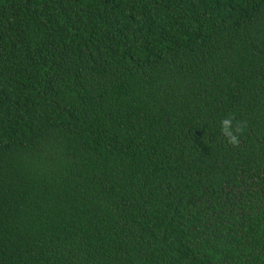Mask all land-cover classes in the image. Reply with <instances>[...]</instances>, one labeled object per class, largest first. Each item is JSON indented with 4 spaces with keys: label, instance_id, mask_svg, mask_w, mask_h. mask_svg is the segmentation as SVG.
<instances>
[{
    "label": "trees",
    "instance_id": "obj_1",
    "mask_svg": "<svg viewBox=\"0 0 264 264\" xmlns=\"http://www.w3.org/2000/svg\"><path fill=\"white\" fill-rule=\"evenodd\" d=\"M0 264H264V0H0Z\"/></svg>",
    "mask_w": 264,
    "mask_h": 264
},
{
    "label": "clouds",
    "instance_id": "obj_2",
    "mask_svg": "<svg viewBox=\"0 0 264 264\" xmlns=\"http://www.w3.org/2000/svg\"><path fill=\"white\" fill-rule=\"evenodd\" d=\"M222 132L230 139L233 143H238V137L234 134L232 121L230 119H225L222 121L221 126Z\"/></svg>",
    "mask_w": 264,
    "mask_h": 264
}]
</instances>
